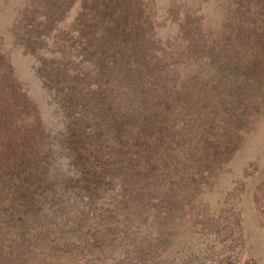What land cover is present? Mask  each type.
<instances>
[{
	"label": "rangeland",
	"instance_id": "obj_1",
	"mask_svg": "<svg viewBox=\"0 0 264 264\" xmlns=\"http://www.w3.org/2000/svg\"><path fill=\"white\" fill-rule=\"evenodd\" d=\"M0 264H264V0H0Z\"/></svg>",
	"mask_w": 264,
	"mask_h": 264
}]
</instances>
